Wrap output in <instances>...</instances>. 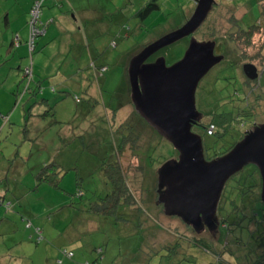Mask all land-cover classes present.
Instances as JSON below:
<instances>
[{
    "label": "rangeland",
    "instance_id": "obj_1",
    "mask_svg": "<svg viewBox=\"0 0 264 264\" xmlns=\"http://www.w3.org/2000/svg\"><path fill=\"white\" fill-rule=\"evenodd\" d=\"M0 1L2 17L15 6L11 10L16 14L13 24L27 22L30 3ZM148 1L46 0L40 21L53 22L36 40L32 56L26 51L23 60L24 64L31 63L32 77L30 72H25L26 77L21 74L20 80L14 77L15 47L0 49V183L1 187L6 182L9 187L15 186L19 197V202L8 210L0 206V264H91L99 248L103 250L101 264H218L214 259L218 251L211 248L209 241L222 244L228 236L220 229L214 233L215 227L210 228L214 234H198L208 241L203 246L180 238L175 254L170 255L165 249L170 245L164 247L180 224L177 217L163 215L156 207L157 172L166 161L178 159V151L135 112L126 69L142 48L184 24L195 9V2L158 0L159 9L139 22L136 12ZM214 2L213 10L196 33L161 49L148 61L163 57L166 65H171L182 58L190 40L210 41L211 35L217 36L216 42L223 48L219 47L216 54L224 58L197 86L196 108L202 114L199 123L206 125L212 113L232 106L228 100H237L239 110L247 102L254 112L253 117L236 118L245 132L264 123V32L254 28L251 34H245L240 28L264 27V12L260 0ZM125 28L130 29L126 37ZM80 35L83 39L78 41ZM113 41L115 48L111 47ZM73 45L79 47L75 50ZM7 48L13 52L5 56ZM92 62L96 67L102 63L108 66L98 80L89 68ZM245 63L255 66L257 79L245 77ZM90 81L92 96L87 90ZM28 100L31 103L25 105ZM40 103L46 105L43 114L38 112ZM50 120L56 122L40 130ZM121 125L127 131L120 129ZM69 128L74 136L68 138ZM123 131L127 136L116 153L118 132ZM193 132L198 130L194 128ZM61 137H67L64 145ZM238 138L237 129L232 130L220 148ZM62 157L65 168L60 170V188L37 184L42 167ZM116 163L114 171L121 174L112 172ZM108 167L112 173L107 170V174L117 175L121 178L118 181L127 184L129 201L141 197V214L136 212L133 221L127 217L128 223L112 225L92 212L94 204L110 190L104 178ZM249 199L246 195L244 201ZM20 214L41 229L40 242L31 237L32 230L26 228ZM244 215L240 212L226 219L232 222ZM137 220L141 229L134 230ZM179 230L186 232L184 227ZM237 230L241 231V248H247L251 244L250 230ZM227 240L226 251L236 253L233 235ZM63 251L72 252L74 257L68 258Z\"/></svg>",
    "mask_w": 264,
    "mask_h": 264
},
{
    "label": "water",
    "instance_id": "obj_2",
    "mask_svg": "<svg viewBox=\"0 0 264 264\" xmlns=\"http://www.w3.org/2000/svg\"><path fill=\"white\" fill-rule=\"evenodd\" d=\"M195 9L177 29L146 45L128 64L127 81L135 112L178 151V159L158 169V203L166 216L181 218L192 227H219L218 209L228 181L248 165L262 181L264 203V123L245 132L227 153L206 159L202 138L192 131L202 114L195 93L200 80L224 56L216 54V42L195 39L181 59L166 65L155 53L192 36L209 15L214 0H194ZM249 80L257 78L252 64L242 66Z\"/></svg>",
    "mask_w": 264,
    "mask_h": 264
},
{
    "label": "trees",
    "instance_id": "obj_3",
    "mask_svg": "<svg viewBox=\"0 0 264 264\" xmlns=\"http://www.w3.org/2000/svg\"><path fill=\"white\" fill-rule=\"evenodd\" d=\"M35 1L40 2L39 15H38V19L35 25L42 31V33L40 34V36L34 39L32 43H30V37H31L30 36L31 35L30 23L32 20L30 11L32 10L34 6ZM157 1L158 0H149L147 3H145L143 7H141L136 12L135 17H137L139 22L146 19L153 11H156L159 9V5ZM231 1H234V0H231ZM45 2L46 0H31V6L27 14L26 48L28 49L27 51L30 57L32 56L33 51L35 50L36 40L45 34L47 26L53 22L52 20H49L46 23H42L40 21V15H41L42 8ZM260 4L262 7V11L264 12V0H260ZM213 8H214V5L211 11L213 10ZM254 28H259L258 31L264 32V27L259 26V25L258 26L253 25L246 29L240 28V30L243 31L245 34L248 32L249 34H251L253 32L252 29ZM124 31H125L124 37H126L129 34L130 29L125 28ZM211 38L213 39V41L216 42L217 36L211 35ZM16 41L14 44L17 47L19 42L18 41L16 42ZM220 45L221 44L219 42H216L215 52L219 53L220 50H222L221 48H223V45L221 46ZM111 47L113 48L116 47L115 41L112 42ZM219 47H220V50H219ZM245 64H248V63H245ZM91 66L93 67V70H94L93 72L97 80L99 79V77H103L104 74L108 71V66L103 63L97 67L94 66V64H92ZM23 69H24L23 73H25V71L28 70V72H30V77H32L31 63L29 65H26ZM127 70H128V67L126 71ZM75 100L76 102L79 101L77 97L75 98ZM228 102L230 103L233 102L232 106L229 109L223 110L219 113H212L210 115L211 119L206 125H201L200 123H198L195 126H193V131H194V128L197 129L198 130L197 133L202 138L205 156L208 159H213V158H216L218 156H221L227 153L238 141H240L243 138L247 130L245 132L242 130V127H240L241 126L240 121L236 120L237 117L239 116L253 117L252 114H254V112L251 111L247 102L245 103L243 102L245 106L243 110L241 109L239 110L237 108L239 106L237 100H228ZM30 103L31 101L30 102L27 101L25 105L30 104ZM117 109L118 108L114 109L113 111ZM55 122L56 121L50 120L47 123L46 122L43 123L42 125L43 127H41L40 130L45 129V127H48V126L50 127ZM121 127L123 130L124 129L126 130V128L123 125H121L119 128L121 129ZM234 129H237L239 133V138L235 142L230 144L229 146H223L222 148H220L221 142H223L224 138H226V136H228V134L231 133V131ZM126 131H123V133L118 132V139L116 143L117 145L116 153H117V147L121 146V142L123 138L127 136ZM65 133H66V130H65ZM67 134L69 135L68 138L71 137L72 135L74 136L71 128L67 129ZM66 138L61 137V142L63 145L65 144L64 141L66 140ZM135 156L139 158L138 153L135 154ZM63 158L64 157H62L60 161L59 160L55 162L53 161V163H49L43 166L41 169L40 175L38 179L36 180L37 184H48L52 187L60 188L59 183H60L61 178L63 179V174H61L62 171H60L64 167V162L62 161ZM116 165L117 163L113 166L114 168L113 171L110 170L109 167L106 170H104V175H105L104 178L106 180V183L109 184L110 190L108 194H106L103 198L100 199V202L94 204V207L91 208L92 212L96 214L97 217H100L102 219L107 220L108 222H111L112 225L128 223L130 220L133 221L137 217V213L138 215H140L141 210H142L141 209V197H139V199H136L135 201H129L127 198L128 193H129L127 184L124 185V181L123 182L118 181V179H121L119 176L116 175V177L114 176L112 177L111 174H107L106 172L107 170H109L110 172L111 171L117 172V171H114L116 169ZM68 170H71V169L68 168ZM119 173L120 172H117L115 174H119ZM75 181H77V178H75ZM1 184L3 183H0V206H5V208L8 210L10 208L9 206H12L15 203L19 202V197L16 194L15 186L9 187V184L6 182L4 186L1 187ZM119 184L122 185V188H120L121 186L119 187ZM106 188L108 187L106 186ZM21 192L23 194L28 193L27 191H24V190H21ZM261 192H262V181H261V178L259 176L257 169L252 165H248L244 167L241 171H239L236 175H234L226 184L223 195H222V199L219 205V209H218L219 227L215 228L214 233L218 229H220L222 233H224V235L226 234L228 237L226 238L225 242L222 244L219 243V241H213V240L209 241V243L212 244L211 248H215L218 251V254L215 255L216 258L214 257V259L217 260L218 264H264V203L261 201ZM156 195H157V198L155 201L156 207L159 208L163 213V206L158 203L159 195H158L157 186H156ZM246 195L250 196V199L248 201H244V198L246 197ZM6 202L8 203L6 204ZM125 210H127L128 212L130 210L133 213H129L126 215L125 213H123ZM240 212L243 213V215L245 214L243 218L234 219L232 222H228L229 220L226 219L227 217H231L233 215H236V213H240ZM247 212L250 213V215L246 216ZM23 213L27 214L26 211H24ZM259 214H261L262 216L261 219L258 217ZM19 216L21 217V219H23L22 216H25V215L20 214ZM127 217H129L128 218L129 221ZM131 217L132 219H130ZM26 220L27 219H23V221L25 222L26 228H29L32 230L31 237L32 238L34 237V240L36 242H40V240L42 239L41 229L33 226L30 220H28L27 222ZM176 220H178V223L180 225L176 226L175 229L173 228L174 229L173 231L171 230L172 231L171 235L173 237L171 236L172 237L170 238L171 240H169L164 245V247L166 245L171 246L170 248L165 247V249H167L169 254L170 253L175 254L178 251L179 247H178V244L176 243L177 239L186 238L193 245L203 246L202 244L208 241H206V239H204L202 236H198V234H203L206 232L214 234L210 232L211 227L209 228L207 226H204L202 229H198L196 227L195 228L192 227L190 224L185 223L179 217H177ZM179 227L181 228L184 227L186 232L185 233L180 232ZM231 227H234V228L232 229ZM237 227L243 228V229L247 228L248 230H250V234H251L250 243L251 244L247 245V248L242 249L240 242H238V239L240 238L239 234L241 231L237 230ZM160 228L163 229L162 227ZM139 229H141V222L137 220V225L135 226L134 230H139ZM225 230H227V232ZM189 233L191 235H189ZM186 234H188L189 236H186ZM231 235H233L234 240H236V243H235L237 245L236 253H228L226 251V247L228 246L227 239H229V236ZM63 254L67 256L68 258L74 257V254L72 252L63 251ZM96 254H97V257L95 261H93L91 264H101L100 260H102L103 258L102 248L96 249ZM225 256H228V257H225ZM85 264H88V262H86Z\"/></svg>",
    "mask_w": 264,
    "mask_h": 264
},
{
    "label": "crops",
    "instance_id": "obj_4",
    "mask_svg": "<svg viewBox=\"0 0 264 264\" xmlns=\"http://www.w3.org/2000/svg\"><path fill=\"white\" fill-rule=\"evenodd\" d=\"M6 1H16L18 3L20 0H6ZM26 1H27V5H29V3L31 5V0H26ZM1 2L2 1H0V3ZM14 7L15 6H11L10 9L8 8L5 11V15L3 17L0 14V49L6 48L7 45L10 46V47H13V46L15 47V50H14L15 54L12 55V59H14L15 64H16L15 65L16 66V69H15L16 71H14V77H17L20 80L22 78L21 74L23 75V77H26L25 73H23V70H24L23 68L27 65V62H25V64H24L23 60H24V57H25V54H26V51H27V48H26L27 24H26V21H25V23H21L18 26L13 24V22L16 19V14L12 13L11 10ZM93 34H97V33L94 32ZM82 39H83V37L80 35L78 37V41H81ZM16 40L19 42L17 47L14 44ZM86 42H87V39H86ZM77 47H79V45L78 46L77 45H73L72 46V48H74V49L77 48ZM12 52L13 51H11V48L10 49L7 48V50H5V56L10 55ZM67 64L69 65L70 63H67ZM92 64H94V63L92 62L91 64H89V68L92 71H94L93 67L91 66ZM94 66H95V64H94ZM31 67H32V65H31ZM127 67H128V65H127ZM126 78H127V73H126ZM92 86H93V83H91V81H90V83L88 84V89H87L90 95L93 92V91H91ZM123 93L125 95H128L127 90H124ZM28 101L30 102V100H28ZM45 108H46V105L44 103H40L38 112L43 114L42 112H45L44 111ZM62 161L64 162L65 158H63Z\"/></svg>",
    "mask_w": 264,
    "mask_h": 264
},
{
    "label": "built area",
    "instance_id": "obj_5",
    "mask_svg": "<svg viewBox=\"0 0 264 264\" xmlns=\"http://www.w3.org/2000/svg\"><path fill=\"white\" fill-rule=\"evenodd\" d=\"M39 7H40V2L35 1V4L32 10L30 11V14L32 16V20L30 23V30H31L30 43H32L34 39H36V37L40 36V34L42 33V31L35 25L39 15ZM25 72L27 74L29 73L28 70H26Z\"/></svg>",
    "mask_w": 264,
    "mask_h": 264
},
{
    "label": "flooded vegetation",
    "instance_id": "obj_6",
    "mask_svg": "<svg viewBox=\"0 0 264 264\" xmlns=\"http://www.w3.org/2000/svg\"><path fill=\"white\" fill-rule=\"evenodd\" d=\"M198 123H199V122H198ZM198 123H197V124H198Z\"/></svg>",
    "mask_w": 264,
    "mask_h": 264
}]
</instances>
